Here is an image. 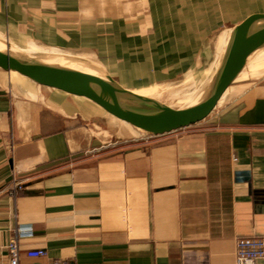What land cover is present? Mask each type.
Masks as SVG:
<instances>
[{
	"label": "crops",
	"instance_id": "1",
	"mask_svg": "<svg viewBox=\"0 0 264 264\" xmlns=\"http://www.w3.org/2000/svg\"><path fill=\"white\" fill-rule=\"evenodd\" d=\"M253 13L264 0H0V34L154 95ZM229 91L205 120L148 137L0 69V264L15 235L20 264H235L238 237L264 236V73Z\"/></svg>",
	"mask_w": 264,
	"mask_h": 264
},
{
	"label": "water",
	"instance_id": "2",
	"mask_svg": "<svg viewBox=\"0 0 264 264\" xmlns=\"http://www.w3.org/2000/svg\"><path fill=\"white\" fill-rule=\"evenodd\" d=\"M0 41L6 44L5 49H0L1 70L9 74L15 72L38 85L86 99L102 110L103 115L149 137L201 122L221 105V99L239 79L238 76L245 72L252 55L264 48V13L250 14L236 26L213 89L203 99L185 108H176L160 99L137 94L134 87L123 84L108 72L95 68V72H87L48 64L12 49V46H18L6 38H0ZM121 95H126L138 107H125L116 98Z\"/></svg>",
	"mask_w": 264,
	"mask_h": 264
},
{
	"label": "rangeland",
	"instance_id": "3",
	"mask_svg": "<svg viewBox=\"0 0 264 264\" xmlns=\"http://www.w3.org/2000/svg\"><path fill=\"white\" fill-rule=\"evenodd\" d=\"M240 23H238L237 25H239ZM237 25H235L234 27L232 25L228 26L229 28H231L229 32L233 34ZM0 38L5 40V36L2 34H0ZM228 46H229V43L226 44V41L223 42L222 46L218 50L217 55H215L212 58L211 62L207 63L205 66H202L200 69H198V71L194 75L176 78L168 82H161V83L158 82V84H152L153 86L156 87V90L158 91V93H155L154 95H148V94H140V95L160 99L168 103L170 106H173L176 108L187 107L189 105H192L200 101V99L204 96V94H208L213 89V86L216 82V79L225 61ZM12 49L17 50V51H21V50L36 51L38 50L37 48H32V47L30 48L28 46L21 47V48H18V47L15 48L12 46ZM42 50H44L43 54L56 53L54 50L51 51L49 49H44V48H42ZM28 56H31V54ZM64 57L68 58L66 60H68L71 63L87 65V66H90L91 68H95L98 71L107 72L96 59H93L91 57L90 58L83 57L75 53L74 54L66 53ZM253 57H255V54L252 55L250 59V63L248 64V67L246 68L245 72H242L243 74L239 75V76L242 75L241 76L242 78L243 76H245L247 77V79L246 78L244 80L238 79L232 85V87L238 84H241V83L244 84L246 82H252L254 80H257L259 76L263 75L264 58L259 59L260 57L256 55V57L252 60ZM12 76L23 78L14 73H12ZM122 83L125 84L126 82H122ZM232 87L230 88L231 90H232ZM101 112L103 111L101 110ZM116 122H118L119 125L125 127V125H123L118 120H116Z\"/></svg>",
	"mask_w": 264,
	"mask_h": 264
},
{
	"label": "built area",
	"instance_id": "4",
	"mask_svg": "<svg viewBox=\"0 0 264 264\" xmlns=\"http://www.w3.org/2000/svg\"><path fill=\"white\" fill-rule=\"evenodd\" d=\"M20 189H22V182L16 179L9 192L15 196ZM7 249L8 260L5 264H20L21 245L18 235L9 240ZM27 254L32 257L46 256L47 250L44 248L31 249L27 251ZM261 261H264V236L247 235L238 237L235 264H261ZM52 264L72 263L66 258H54Z\"/></svg>",
	"mask_w": 264,
	"mask_h": 264
},
{
	"label": "bare ground",
	"instance_id": "5",
	"mask_svg": "<svg viewBox=\"0 0 264 264\" xmlns=\"http://www.w3.org/2000/svg\"><path fill=\"white\" fill-rule=\"evenodd\" d=\"M231 36H232V33H230V37ZM230 37L228 38L227 43H229ZM5 45L6 44H4L3 42L0 41V49H5V47H6ZM22 51H23V53L25 55H30L31 54L32 57L39 58L40 60H42V62H45V63H48V64H52V65L57 64V65H61V66H64V67H67V68L76 69V70H82V71H87V72H95V71H93L94 69L91 68L90 66L69 62L68 60H66L68 58H65L64 55H61L60 51L57 50V49L54 50L56 53H51V54H43L44 50H36V51L21 50L20 52H22ZM256 55L259 56L260 58H263L264 57V48H262L259 51H257L255 53V56ZM99 92L102 93L101 91H99ZM205 96H207V94H204V96L201 99H203ZM116 98H117L118 101H120L127 108L130 107V105H129L130 102L134 103L133 101H130L126 97V95H125V97H124V95H121V96H119V98L116 96ZM181 108H185V107H181Z\"/></svg>",
	"mask_w": 264,
	"mask_h": 264
}]
</instances>
